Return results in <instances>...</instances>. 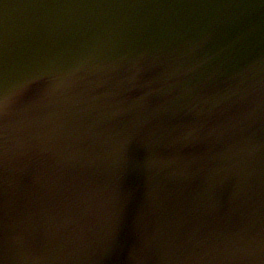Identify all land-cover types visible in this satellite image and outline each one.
Returning <instances> with one entry per match:
<instances>
[{
    "label": "water",
    "instance_id": "water-1",
    "mask_svg": "<svg viewBox=\"0 0 264 264\" xmlns=\"http://www.w3.org/2000/svg\"><path fill=\"white\" fill-rule=\"evenodd\" d=\"M0 264H264V0H0Z\"/></svg>",
    "mask_w": 264,
    "mask_h": 264
},
{
    "label": "snow or ice",
    "instance_id": "snow-or-ice-1",
    "mask_svg": "<svg viewBox=\"0 0 264 264\" xmlns=\"http://www.w3.org/2000/svg\"><path fill=\"white\" fill-rule=\"evenodd\" d=\"M5 129L3 127L2 122H0V166H2L5 163ZM2 214H3V207L0 206V219H2Z\"/></svg>",
    "mask_w": 264,
    "mask_h": 264
}]
</instances>
